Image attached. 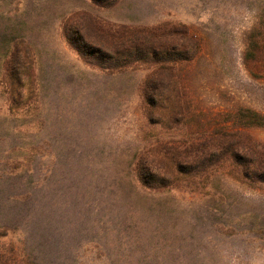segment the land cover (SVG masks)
I'll use <instances>...</instances> for the list:
<instances>
[{"label": "rangeland", "instance_id": "1", "mask_svg": "<svg viewBox=\"0 0 264 264\" xmlns=\"http://www.w3.org/2000/svg\"><path fill=\"white\" fill-rule=\"evenodd\" d=\"M263 5L0 0V219L9 195L35 193L26 211L43 206L35 216L65 264H264L263 184L248 186L212 167L204 183V162L185 154L178 161L195 177L155 184L144 172L147 187L132 180L136 159L165 166V153L154 149L184 153L216 131L225 113L248 108L264 115V79L244 64L245 37ZM79 10L114 24L182 25L199 39L200 53L182 73L192 113L187 125L169 130L149 122L144 68L106 72L68 45L62 22ZM16 38L33 49L34 82L25 87L30 104L11 112L3 60ZM249 134L264 143V129Z\"/></svg>", "mask_w": 264, "mask_h": 264}, {"label": "trees", "instance_id": "2", "mask_svg": "<svg viewBox=\"0 0 264 264\" xmlns=\"http://www.w3.org/2000/svg\"><path fill=\"white\" fill-rule=\"evenodd\" d=\"M91 1L104 8L117 2ZM62 28L68 45L83 58L94 59L101 70L120 73L131 68H144L148 72L142 85V98L145 115L152 125L171 130L189 123L192 113L186 100L187 87L182 73L200 53L201 43L188 29L169 24L154 28L114 24L86 10L72 12L62 22ZM245 42L246 69L252 77L264 79V5ZM3 64V82L12 112L30 104L25 87L34 82L31 77L32 47L25 39L16 38ZM220 117L223 124L211 131L203 142L191 144L184 153L176 150L172 153L166 146L154 149L153 153L157 155L165 153V161H162L165 166H158L155 161L143 157L136 159L133 182L147 187L144 172H150L155 184L167 178L172 185L181 175L195 177L193 171L183 170L178 161L185 154L194 163L204 162V183L208 179L207 169L212 167L224 170L248 186L264 185V143L256 142L249 134L252 129H264V115L239 108ZM9 197L1 205L0 264H65V259L61 262L57 255L59 251L47 233V225L35 216L43 212V206L34 208L36 213L26 211L36 194ZM13 236L19 239L15 242ZM45 251H52V258L46 259Z\"/></svg>", "mask_w": 264, "mask_h": 264}]
</instances>
